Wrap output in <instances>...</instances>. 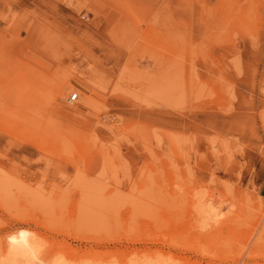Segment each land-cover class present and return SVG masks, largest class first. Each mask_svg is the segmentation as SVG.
<instances>
[{
  "label": "rangeland",
  "instance_id": "rangeland-1",
  "mask_svg": "<svg viewBox=\"0 0 264 264\" xmlns=\"http://www.w3.org/2000/svg\"><path fill=\"white\" fill-rule=\"evenodd\" d=\"M0 264H264V0H0Z\"/></svg>",
  "mask_w": 264,
  "mask_h": 264
},
{
  "label": "built area",
  "instance_id": "built-area-1",
  "mask_svg": "<svg viewBox=\"0 0 264 264\" xmlns=\"http://www.w3.org/2000/svg\"><path fill=\"white\" fill-rule=\"evenodd\" d=\"M78 98H79V95L77 93H74L72 97L71 96L69 97V101L70 103H75L78 101Z\"/></svg>",
  "mask_w": 264,
  "mask_h": 264
},
{
  "label": "bare ground",
  "instance_id": "bare-ground-1",
  "mask_svg": "<svg viewBox=\"0 0 264 264\" xmlns=\"http://www.w3.org/2000/svg\"><path fill=\"white\" fill-rule=\"evenodd\" d=\"M37 241V240H36ZM37 243H38V245H41L42 243H41V241H37ZM34 244V243H33ZM35 244H36V242H35ZM37 246V245H36ZM42 247V246H41ZM40 248V247H39ZM44 248V247H43ZM31 250H33V249H31ZM40 250H42V249H40ZM40 254V253H39ZM42 254V253H41ZM40 257V256H39ZM36 260V259H35ZM39 261V260H38Z\"/></svg>",
  "mask_w": 264,
  "mask_h": 264
}]
</instances>
